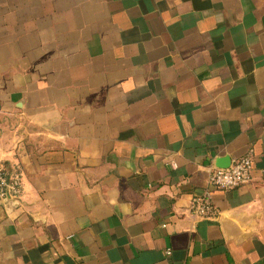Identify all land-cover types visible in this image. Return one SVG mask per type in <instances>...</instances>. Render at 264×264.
I'll list each match as a JSON object with an SVG mask.
<instances>
[{
	"label": "crops",
	"instance_id": "crops-1",
	"mask_svg": "<svg viewBox=\"0 0 264 264\" xmlns=\"http://www.w3.org/2000/svg\"><path fill=\"white\" fill-rule=\"evenodd\" d=\"M0 166V264H264V0H0Z\"/></svg>",
	"mask_w": 264,
	"mask_h": 264
},
{
	"label": "built area",
	"instance_id": "built-area-1",
	"mask_svg": "<svg viewBox=\"0 0 264 264\" xmlns=\"http://www.w3.org/2000/svg\"><path fill=\"white\" fill-rule=\"evenodd\" d=\"M252 151L228 168H215L209 172L207 184L201 194L191 198L187 212L197 220H212L218 216L210 192L213 190L228 191L248 183L252 171ZM21 193V174L18 167L11 173L0 166V199H18ZM164 225H162L163 227ZM169 254V252H167Z\"/></svg>",
	"mask_w": 264,
	"mask_h": 264
},
{
	"label": "water",
	"instance_id": "water-1",
	"mask_svg": "<svg viewBox=\"0 0 264 264\" xmlns=\"http://www.w3.org/2000/svg\"><path fill=\"white\" fill-rule=\"evenodd\" d=\"M230 166V160L229 159H224V160H218V165L217 168H228Z\"/></svg>",
	"mask_w": 264,
	"mask_h": 264
}]
</instances>
